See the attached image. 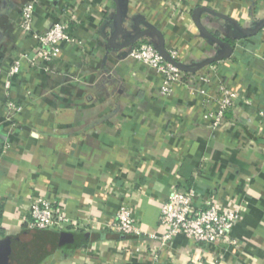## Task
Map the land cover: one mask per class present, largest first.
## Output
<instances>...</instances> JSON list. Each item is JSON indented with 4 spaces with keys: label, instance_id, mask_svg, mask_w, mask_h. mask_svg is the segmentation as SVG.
Instances as JSON below:
<instances>
[{
    "label": "crops",
    "instance_id": "crops-1",
    "mask_svg": "<svg viewBox=\"0 0 264 264\" xmlns=\"http://www.w3.org/2000/svg\"><path fill=\"white\" fill-rule=\"evenodd\" d=\"M26 4L35 29L64 16L80 43H64L48 70L23 61L10 76L34 50ZM263 27L264 0H0V239H19L15 264H264ZM142 43L178 51L185 76L170 94L129 57ZM219 81L239 98L213 128ZM190 187L242 207L240 248L185 236L160 247L108 229L127 205L144 233H162L164 202ZM39 197L89 238L62 244L61 232L30 227Z\"/></svg>",
    "mask_w": 264,
    "mask_h": 264
},
{
    "label": "built area",
    "instance_id": "built-area-1",
    "mask_svg": "<svg viewBox=\"0 0 264 264\" xmlns=\"http://www.w3.org/2000/svg\"><path fill=\"white\" fill-rule=\"evenodd\" d=\"M33 19L34 5H24L21 9L20 26L34 42V50L32 56L20 54L19 59L10 68V76L20 72L23 61H26L32 68L39 67L48 70L49 64L60 57L64 43H80L72 34L70 19L63 16L45 31L35 29ZM262 30L264 32V27ZM129 57L156 69L164 76L161 87L163 94H170L174 83L185 76V72L171 61V59L178 60V51L175 49H167L166 55H163L155 45L142 43L129 51ZM10 79L9 77L6 82L7 88L11 86ZM204 80L210 82L211 78L205 77ZM214 87L219 93V96L214 99L218 103V109L208 113L206 118L211 121L213 128H218L223 123L226 113L235 105L239 94L221 81L214 83ZM9 106L16 112L23 110L22 104L12 102L9 103ZM29 215V226L38 229L63 232L69 226L74 228L79 226L78 221L71 220L46 197L35 198L31 202ZM241 216L242 207L221 206L213 199L203 198L195 187H190L186 191H173L164 202L159 218V227L163 230L162 233H144L138 225L132 209L127 205L119 209L109 223L108 229L130 236L146 235L156 241L160 247H165L178 236H185L202 244L226 241L237 249L240 248V241L232 238L231 232L240 221ZM153 256L157 261V251H154Z\"/></svg>",
    "mask_w": 264,
    "mask_h": 264
},
{
    "label": "water",
    "instance_id": "water-1",
    "mask_svg": "<svg viewBox=\"0 0 264 264\" xmlns=\"http://www.w3.org/2000/svg\"><path fill=\"white\" fill-rule=\"evenodd\" d=\"M156 46V45H155ZM163 55H166V50L164 47L156 46ZM171 61L176 64L181 70L185 71V69L180 65L178 60ZM89 238V235H80L74 232L63 231L61 232V243H71V244H79L81 241L85 242ZM85 240V241H84ZM19 239L18 238H3L0 239V264H15L17 253L16 250L18 248Z\"/></svg>",
    "mask_w": 264,
    "mask_h": 264
},
{
    "label": "trees",
    "instance_id": "trees-1",
    "mask_svg": "<svg viewBox=\"0 0 264 264\" xmlns=\"http://www.w3.org/2000/svg\"><path fill=\"white\" fill-rule=\"evenodd\" d=\"M77 232H81V231H80V230H79V231L77 230ZM79 234H80V233H79ZM80 235H82V234H80ZM85 235H86V234H85Z\"/></svg>",
    "mask_w": 264,
    "mask_h": 264
}]
</instances>
